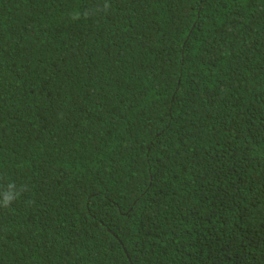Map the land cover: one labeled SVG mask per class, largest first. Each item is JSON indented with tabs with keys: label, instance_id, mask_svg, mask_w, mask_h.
I'll return each instance as SVG.
<instances>
[{
	"label": "trees",
	"instance_id": "trees-1",
	"mask_svg": "<svg viewBox=\"0 0 264 264\" xmlns=\"http://www.w3.org/2000/svg\"><path fill=\"white\" fill-rule=\"evenodd\" d=\"M0 264H264V0H0Z\"/></svg>",
	"mask_w": 264,
	"mask_h": 264
}]
</instances>
